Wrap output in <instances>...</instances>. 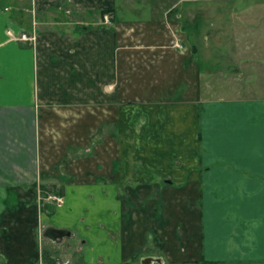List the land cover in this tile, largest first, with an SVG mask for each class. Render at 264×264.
I'll return each instance as SVG.
<instances>
[{"label": "crops", "instance_id": "obj_1", "mask_svg": "<svg viewBox=\"0 0 264 264\" xmlns=\"http://www.w3.org/2000/svg\"><path fill=\"white\" fill-rule=\"evenodd\" d=\"M145 256L264 264V0H0V264Z\"/></svg>", "mask_w": 264, "mask_h": 264}, {"label": "rangeland", "instance_id": "obj_2", "mask_svg": "<svg viewBox=\"0 0 264 264\" xmlns=\"http://www.w3.org/2000/svg\"><path fill=\"white\" fill-rule=\"evenodd\" d=\"M59 0H51V2H55V4L58 2ZM5 11L6 10H8V7H5V9H4ZM67 13V12H66ZM67 14H69V13H67ZM32 24H31V27H30V29L28 30V31H23V32H20V33H18V34H15V33H13V32H11V34H9V32H8V36H9V38H12V35L13 36H18V37H21L22 35H23V33L24 34H26L27 36H30L31 38H32V42H34V41H36L37 40V37H38V27H36V29H35V35H34V39H33V36H32ZM7 31H10L9 30V28H8V30ZM18 40H20L19 38H18ZM22 40H26V41H29L30 39H22ZM199 46H200V48L203 50V47H202V43L201 44H199ZM217 48H218V46L216 45V44H211V46H209V47H207V48H205L206 49V51H216L217 50ZM219 50H220V48H219ZM204 51V50H203ZM211 62H213V61H211ZM206 63H207V65H208V63H209V60H207L206 61ZM229 79V78H228ZM241 80H245V77H242V78H240ZM223 82H227V80L226 81H224L223 80ZM222 83V82H221ZM222 85H227L226 83H222ZM224 93H226V91H224V92H222V94H224ZM225 95V94H224ZM90 148V147H89ZM80 149V151L79 152H81L82 151V148H79ZM84 150V152H90L89 151V149H88V151H85V149H83ZM84 157H86V155H81V154H78L77 153V149H75L74 148V161H76V160H79L80 158H84ZM75 174V173H74ZM47 193H55V194H62L63 193V190H62V188L61 187H59V186H48L47 188H46V190H43V191H41V202L42 203H44V205H46V208H47V210H50L52 213H54V210L55 209H57L58 208V206L59 205H57L56 203H54V202H50L47 198H45V196H46V194ZM60 194V195H61ZM47 201L48 202H50L49 204H47ZM63 202H64V196H63ZM63 204V203H62ZM43 205V204H42ZM64 205V204H63ZM47 206H50V207H47ZM142 258H140V260H141ZM64 260H66V259H64ZM64 260H62V262L64 261ZM139 260V261H140ZM68 264H70V261H69V263Z\"/></svg>", "mask_w": 264, "mask_h": 264}, {"label": "built area", "instance_id": "obj_3", "mask_svg": "<svg viewBox=\"0 0 264 264\" xmlns=\"http://www.w3.org/2000/svg\"><path fill=\"white\" fill-rule=\"evenodd\" d=\"M34 4H35V2H34ZM103 19H104V22H106V23H110V21H111L109 14H104L103 15ZM31 24H32V28H31L32 29V36H33V39H34L35 29L37 27V23H36L35 20H33L31 22ZM8 32H9V34H11V31H8ZM12 38H15V39H18L19 38L20 40H22V39H30L29 41L32 40V38L30 36H27L24 33H23V35L21 37L13 36L12 35ZM45 198H47L51 203L54 202L57 205H61L63 203V196L60 195V194L47 193L46 196H45ZM50 202L47 201V204H49ZM68 263H69V260L66 259L63 262H61L60 264H68Z\"/></svg>", "mask_w": 264, "mask_h": 264}, {"label": "water", "instance_id": "obj_4", "mask_svg": "<svg viewBox=\"0 0 264 264\" xmlns=\"http://www.w3.org/2000/svg\"><path fill=\"white\" fill-rule=\"evenodd\" d=\"M46 234L53 239H61L66 235L70 234V231L64 229H56V228H49L46 231ZM157 262L159 264L162 263V259L160 257H153V256H145L140 260L141 264H152Z\"/></svg>", "mask_w": 264, "mask_h": 264}, {"label": "trees", "instance_id": "obj_5", "mask_svg": "<svg viewBox=\"0 0 264 264\" xmlns=\"http://www.w3.org/2000/svg\"><path fill=\"white\" fill-rule=\"evenodd\" d=\"M169 264H196L195 261L170 262Z\"/></svg>", "mask_w": 264, "mask_h": 264}]
</instances>
